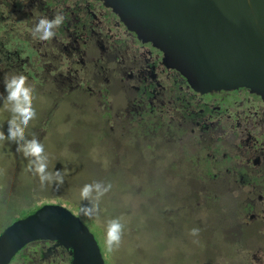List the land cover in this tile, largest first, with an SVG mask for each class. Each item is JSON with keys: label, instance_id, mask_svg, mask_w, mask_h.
Here are the masks:
<instances>
[{"label": "rangeland", "instance_id": "obj_1", "mask_svg": "<svg viewBox=\"0 0 264 264\" xmlns=\"http://www.w3.org/2000/svg\"><path fill=\"white\" fill-rule=\"evenodd\" d=\"M7 1L12 10L18 13L30 2L33 5L36 3V0ZM8 6H4V13L3 8L0 10L2 19L3 16L8 17L7 22L2 21L0 30V93H4L5 76L23 74L28 78V84L34 89L33 107L37 115L26 129V138L31 139L35 135L44 145L48 170H59L64 176V183L58 189L53 184L41 187L39 178L27 170L28 161L22 153L17 152L16 145L9 141H0L1 231L40 205L58 203L69 208L88 225L98 242L104 264H264V249L253 248L255 244L264 243V235L259 230L260 218H254L251 226L241 223L243 219L249 221L250 214L254 216L253 211L249 210L250 206L244 205L249 197L246 194L247 187L242 188L238 184L236 186L242 190L223 194L221 183L209 182V188L215 191L214 196L209 193L199 196L196 193L198 189H206L200 182V178H204L201 177L200 168L205 170L210 166L215 172L216 166L220 167L225 163V166L232 167L235 163L245 161L246 157L238 156L237 159L230 158L224 162L217 159L215 166L213 158H210L213 156L211 152L199 155L196 148L191 147L190 153L194 156L192 159L191 154L183 151L182 146L177 144L173 152H167L157 138L150 143L143 142L145 151L138 142L130 145L127 128L125 134H122L118 132V125L130 120L131 115L119 107L128 95L131 98L132 93L124 87L120 88L117 81H112L108 96L98 95L97 91L91 95L92 93L82 89L69 88L63 96H57L51 88V79L57 72L55 66L60 65V59H42L32 55L30 39L27 42L18 40L25 37V31L21 29L25 19L18 15L21 20H10ZM66 11L65 8V13ZM54 13L59 11L56 9ZM11 24L14 30L9 27ZM26 24L24 22L23 26ZM7 29L11 30L12 39L9 41ZM121 29L112 26L113 32L127 36V41L131 43L133 38L123 34ZM70 31H73L72 26ZM115 37L118 38L117 35ZM93 40L95 45V38ZM40 44L41 52L54 46L52 40L40 41ZM14 50H18L21 56L17 57ZM98 55L97 50L90 49V56ZM84 59L88 61L89 57ZM90 76L89 74L87 78ZM46 79L48 84L39 83ZM231 91L227 94L230 99L229 110H237L240 117L245 119L249 115L247 107H254L256 101L253 102L252 96L244 90ZM225 95L222 92L215 97L225 98ZM110 101L114 106H109ZM116 113L118 117L115 116ZM10 115L0 101V130L5 133ZM116 133L124 137L119 138ZM141 133L140 127L139 134ZM234 134L233 131L227 134L228 144L238 140V134ZM231 146L233 150H228L234 153V145ZM185 155L188 158L186 161L183 159ZM108 159L115 161L107 164L105 162ZM175 160L178 163H174ZM221 172L224 173V170L221 169L218 176ZM234 172L238 174L239 170ZM136 174L144 175L137 177ZM257 175L258 172L243 177V181L250 182L247 184L248 188L257 184ZM186 178L192 189L191 194ZM94 181L110 183L112 187L98 202V214L89 219L80 214L81 205L88 202L82 201L79 193L85 184ZM139 181L146 183L143 190L141 185L138 191L136 187ZM150 182L155 184V188H151ZM191 196H194V200L190 205ZM175 204L177 207L169 212ZM260 207L264 208V203ZM97 217L101 228L100 235L91 229ZM113 218L120 219L124 230L119 247L110 250L106 244L105 228L106 222ZM255 222L260 223V226ZM257 227L258 232H254ZM193 228L199 229L198 235L190 234ZM236 248L239 250L236 251Z\"/></svg>", "mask_w": 264, "mask_h": 264}, {"label": "flooded vegetation", "instance_id": "obj_2", "mask_svg": "<svg viewBox=\"0 0 264 264\" xmlns=\"http://www.w3.org/2000/svg\"><path fill=\"white\" fill-rule=\"evenodd\" d=\"M53 2L54 0H36L34 5L30 2L21 9V13H18L12 10L7 0H0V10L3 8L4 13V6L9 5L8 14L15 19H25L26 27H21L25 31L23 41L27 42L30 39L29 48L32 55L42 59L51 57L60 59V65L55 66L57 72L51 79V88L55 90L56 95L63 96L71 89H82L89 94L92 93L91 95L97 91L98 95L108 96L111 82L117 81L120 88L124 87L132 93L131 98L129 99L128 95L119 107H122L120 110L131 115L130 120L124 123L132 136H138L140 126L145 122L151 134L158 133L161 138H167L166 142L172 143L173 147L182 146L185 152L190 153L191 147L196 148L198 138L207 145L213 142L214 148L210 151L213 156L210 158H213L214 165L217 159L224 162L230 158L245 156V161L235 163L232 167L225 166V163L220 167L215 165L217 170L212 176L200 178V182L208 189L209 182H219L225 193H234L239 191V187L248 188L247 184L250 182L243 181V177L258 172L257 176L261 180L258 178L257 184H252L248 190L246 188L249 197L247 202H244V205L250 206L249 210L253 211L254 216L250 214L249 221L243 219L242 222L251 226L254 218H260L259 230L264 235V208L260 207L264 203V101L257 95H250L253 93L245 88L236 89L235 91L245 90L249 96H252V101H256L254 107H247L249 118L242 119L240 112L229 110L230 99L227 94L232 91L219 90L204 97L205 94L194 91L176 70L168 69L161 63L162 57L158 49L148 42L138 40L134 33L129 32L117 16L100 1L90 0L82 3L79 0L81 5L77 10L72 3L67 5L64 2L67 7L66 13L65 8L62 7V0ZM56 9L65 17L64 23L57 30L54 29L56 34L51 39L54 46L50 50L45 49L41 52L40 41L33 38L32 29L40 18H53ZM18 15L21 17L18 18ZM6 17L3 16V22L5 20L7 22ZM112 26L118 30L122 28L123 34L132 37L135 44L132 41L128 42L127 36L123 37L120 33L113 32ZM10 28L14 29V27ZM91 48L98 51L97 57L90 56ZM13 52L17 57L21 56L18 50ZM87 57H89L88 61L84 59ZM32 64L31 60V66ZM89 74L91 76L87 78ZM35 76L32 74L33 78H36ZM39 83L48 84V79ZM222 92L226 94L225 98L217 99L215 96ZM97 101L100 99L97 98ZM109 106H114L112 101ZM232 131L235 132V136L238 134V140L228 144L227 134ZM231 145H234V153L228 150L229 148L233 150ZM183 159L186 161L185 158ZM221 169L224 173L221 172L218 176ZM237 169L238 174L234 172ZM199 170L203 173L205 170L213 171L210 166L205 170L202 168ZM238 184L239 187L236 186ZM260 223H257L258 227ZM258 227L254 232H258ZM256 247L264 249V243L253 246ZM237 250L239 249L236 248ZM72 258L71 248L60 245L54 240L37 239L22 247L9 264H71Z\"/></svg>", "mask_w": 264, "mask_h": 264}, {"label": "water", "instance_id": "obj_3", "mask_svg": "<svg viewBox=\"0 0 264 264\" xmlns=\"http://www.w3.org/2000/svg\"><path fill=\"white\" fill-rule=\"evenodd\" d=\"M161 53L199 94L245 88L264 101V0H96ZM52 238L71 264H104L93 232L69 208L40 205L0 233V264L27 243Z\"/></svg>", "mask_w": 264, "mask_h": 264}, {"label": "clouds", "instance_id": "obj_4", "mask_svg": "<svg viewBox=\"0 0 264 264\" xmlns=\"http://www.w3.org/2000/svg\"><path fill=\"white\" fill-rule=\"evenodd\" d=\"M64 19L61 13H56L51 19L40 18L32 29L33 38L40 41L53 39L56 34L54 29L59 28L64 23ZM3 84L6 94L0 93V101L11 115L7 121V132L0 130V141H9L16 145L17 152L22 153L28 161L27 170L39 178L41 187L53 184L58 189L64 183L63 174L59 170L54 172L48 170V157L45 154L44 145L35 135L31 139L26 138L25 135L30 122L37 115L33 107L34 89L28 84V78L23 74L5 76ZM111 187L110 183L105 184L101 181L85 184L80 189L79 195L82 201L88 203L81 205L80 214L89 219L95 217L99 211L98 202L111 190ZM123 230L124 225L119 218L109 219L106 222V244L110 250L119 247ZM198 233L197 228L190 230L193 236Z\"/></svg>", "mask_w": 264, "mask_h": 264}, {"label": "trees", "instance_id": "obj_5", "mask_svg": "<svg viewBox=\"0 0 264 264\" xmlns=\"http://www.w3.org/2000/svg\"><path fill=\"white\" fill-rule=\"evenodd\" d=\"M57 1H61V0H54V2L53 3H56ZM89 2L90 0H80V2H82V3H86V2ZM62 2H63V8H67L66 7V4L67 5H70L71 3H72V5H75V9L77 10L78 9V7H79V5H81L80 3H79V0H74L73 2H72V0H62ZM64 2H66V4L64 3ZM32 11H34V10H32ZM1 13L2 12H0V30L2 29V18H1ZM6 19H7V21H8V17H6ZM14 20V17H10V20ZM25 22V21H24ZM23 22V23H24ZM23 23H22V26L21 27H23V28H25L26 27V25H24L23 26ZM28 24H30V23H28ZM9 27H13V24H11ZM5 28V26L3 25V29ZM14 30V29H13ZM6 32L8 33V35L10 36L9 37V39L11 40L12 39V37H11V30L10 29H7L6 30ZM19 41H23V40H20V39H18ZM2 42H4L3 40H1ZM185 80V79H184ZM239 91H243V90H239ZM245 91V90H244ZM249 94V93H248ZM250 95H255L256 96V94H250ZM204 96H209V94L207 93V95L205 94V95H203V97ZM258 96V95H257ZM259 97V96H258ZM141 128H142V133L141 134H139L138 133V136L137 137H134V136H132V133H130L129 131V133H128V143L130 144V145H133L135 142H138L139 143V145H141V147H142V149H143V151H145V147H144V145H143V142H145V143H150L153 139H155V138H157L158 140H159V142H160V144H163L164 145V147H165V149L167 150V152H173L174 150H175V147H173V144L172 143H170V142H166V139L167 138H161L159 135H158V133L157 134H151L150 132H149V130H148V128H147V125L145 124V122L140 126ZM118 132H120V133H122V134H125V132H126V128H127V130H128V127H127V125L125 124V123H123L121 126L120 125H118ZM116 135H117V137H119V138H123L124 136L123 135H119V134H117L116 133ZM195 147H196V149H197V151H198V154L200 155V153H210V151L214 148V145H213V142H211L209 145H207L205 142H203L202 141V139L201 138H198V140H197V144L195 145ZM191 157H192V159H193V155H191ZM114 159H108L105 163H107V164H111V161H113ZM185 160H188V158H186V155H185ZM115 161V160H114ZM174 163H178L177 162V160H175L174 161ZM200 172H201V177H207V176H212V173H213V171H211V170H208V171H205V173H203L202 172V170H199ZM144 174H140V175H135V176H137V177H141V176H143ZM200 176V175H199ZM186 177V176H185ZM186 182H187V184L189 183V180L186 178ZM192 181H193V183H194V185H195V182H194V180L192 179ZM140 183H139V185L136 187V189L139 191L140 190V188H141V185H142V190H143V186L145 185L144 183H146L145 181H139ZM149 182V181H148ZM191 184V183H190ZM192 185V184H191ZM150 186H151V188H155V184L154 183H152V182H150ZM188 186H189V184H188ZM192 188H194V187H192ZM204 188H206V187H204ZM213 192H215V191H213L212 189H208V188H206L205 190H202V189H198L197 191H196V193L200 196L201 194H204V193H209V194H211V195H213L214 196V194H213ZM189 193L191 194L192 193V189L190 188V186H189ZM223 194H226L224 191L222 192ZM197 194H196V196H197ZM217 196V195H216ZM143 198L145 199L146 197H145V194L143 195ZM220 198V196L218 195V199ZM192 200H194V196H191V200L189 201V203H190V205H191V201ZM212 200H215L214 198L212 199ZM68 203H70L69 201H68ZM71 204V203H70ZM175 207H177V204H175L174 206H173V208H171V210L169 211V212H172L173 211V209L175 208ZM193 207V206H192ZM38 207H36V208H34L33 210H31L28 214H30V213H32L35 209H37ZM194 208V207H193ZM28 214H26V215H28ZM26 215H24V216H26ZM23 217V216H22ZM98 223H99V218L97 217V220L95 221V224H94V226L93 227H91V229L92 230H95V233L97 234V235H100L101 234V228L99 227V225H98ZM242 224H244V222H241ZM239 225H240V223H238ZM87 225V224H86ZM88 226V225H87ZM89 228V227H88ZM1 227H0V233L2 232L1 231ZM90 229V228H89ZM244 264H245V262H244ZM251 264V263H250Z\"/></svg>", "mask_w": 264, "mask_h": 264}, {"label": "bare ground", "instance_id": "obj_6", "mask_svg": "<svg viewBox=\"0 0 264 264\" xmlns=\"http://www.w3.org/2000/svg\"><path fill=\"white\" fill-rule=\"evenodd\" d=\"M81 220V219H80ZM82 221V220H81ZM41 239V238H40ZM46 239H50V240H54L56 243H58L55 239H52V238H46ZM58 244H60V243H58ZM60 245H62V244H60Z\"/></svg>", "mask_w": 264, "mask_h": 264}]
</instances>
